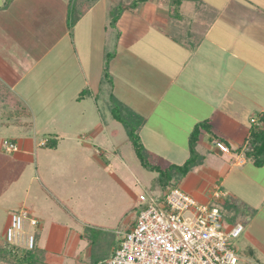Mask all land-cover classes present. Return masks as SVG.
Here are the masks:
<instances>
[{
	"label": "crops",
	"instance_id": "0c3cea01",
	"mask_svg": "<svg viewBox=\"0 0 264 264\" xmlns=\"http://www.w3.org/2000/svg\"><path fill=\"white\" fill-rule=\"evenodd\" d=\"M120 7L111 29V11ZM185 22L195 43L172 34ZM106 53H114L112 84L103 75ZM141 74L156 90L145 114L133 111L144 115L142 145L181 165L194 125L209 119L230 152L201 134L197 151L206 162L179 185L200 204L210 203L204 194L214 189L226 193L224 207L235 213L231 224L244 226L235 246L250 264H264V165L242 154L250 121L264 115V0H0V164L21 180L28 171L45 205L67 211L59 197L79 178L102 176V149H116L121 124L111 116L110 97L121 101L119 87ZM159 107L172 118L177 141L161 140L159 124L149 122ZM4 141L17 151H4ZM10 204L6 209L34 214L23 200ZM44 224L39 220L32 233L37 247L60 254L62 227L51 224L50 240ZM83 238L77 234L76 245Z\"/></svg>",
	"mask_w": 264,
	"mask_h": 264
},
{
	"label": "rangeland",
	"instance_id": "374dc122",
	"mask_svg": "<svg viewBox=\"0 0 264 264\" xmlns=\"http://www.w3.org/2000/svg\"><path fill=\"white\" fill-rule=\"evenodd\" d=\"M116 11L117 8L112 9L111 14L114 15ZM172 13L176 16L175 12ZM110 16L109 23L111 21ZM109 27L111 29L115 28V26L112 27L110 24ZM182 28L183 32H181ZM182 28L180 29V25L178 24L176 31L174 26L172 34H174L175 40L179 42L187 41L188 43L189 41L194 42L195 39H191L190 37L189 39L186 34L189 30V23H183ZM108 78L111 83V76L109 75ZM125 82V85H122L118 89L121 101H117V103H120L122 118L125 121L134 123L128 114L130 112L134 113L133 111L136 110H141L142 113L144 110L146 112L149 105L153 103L156 90L153 89L154 87H151L152 85L148 82V78L142 74L140 75V80H137L138 83L132 82V80H126ZM106 105L107 103L103 105V108L105 117L108 119L110 116ZM155 113L156 115H153L149 122L156 121V124H159V130L163 132V135H158L161 140L172 138L176 140V137L173 135L177 131L174 125H170L172 118L167 119L164 117L160 107ZM119 131L120 133L115 142L116 149L109 148L108 146L102 149L105 153L102 159L105 171L102 172V176L97 175V178H88L86 181L83 178H79L76 182H72L73 184H71L70 188L66 187L67 189L62 194L63 196L59 197L62 203L65 204V208H69V211L60 209L54 205H45L44 194L38 190L41 187L36 181H29L30 175L28 171L21 180L14 177L13 169L8 170V166L0 164V245L5 243V229L9 221L8 219L13 212L17 211L15 207L6 209L7 203L13 204L23 200L27 204L26 207L33 211V217H36L38 221L45 220L42 233L46 239H53V230L49 236L51 224H59L63 229L59 237V241L62 243L61 250H59L60 254L51 253L49 245L44 247L48 252L46 253L47 258H45L48 264H96L102 262L106 256H109L112 248L117 244L118 236L124 234L129 222L135 221L136 213L139 211V196L156 197L165 189V187L155 185L157 173L150 172L140 165L128 139L127 130L122 124ZM142 146L148 162L162 169L167 168L171 164L166 160L167 155H165L166 157L164 156L166 153H155L149 146L145 144ZM200 161L201 163L206 162L201 158ZM40 163L41 157H39L37 169L39 173H42L44 170ZM32 171L35 175V163L32 164ZM181 180L174 179L168 186L170 188L181 189L179 185ZM62 183L64 182L62 181ZM219 192L222 193V191ZM25 194L28 195V199H24ZM204 197L207 200L210 199L209 205L211 207H217L221 210L224 225H233L231 221L235 218V213L232 211L228 213L227 209H229V206L227 208L224 207L226 205L225 199L213 201L209 193L204 194ZM26 230L36 235L35 228L29 227L27 224L24 232ZM77 234H83L84 237L80 243H77L78 245L74 241V237ZM38 264H40V261ZM100 264H105V261Z\"/></svg>",
	"mask_w": 264,
	"mask_h": 264
},
{
	"label": "built area",
	"instance_id": "2783aa9c",
	"mask_svg": "<svg viewBox=\"0 0 264 264\" xmlns=\"http://www.w3.org/2000/svg\"><path fill=\"white\" fill-rule=\"evenodd\" d=\"M222 153L229 148L217 141ZM2 149L16 152L14 143L4 141ZM213 201L227 198L218 189L211 192ZM135 221L128 223L105 264H250L234 246L241 236V223L223 224L217 207L198 203L180 188L166 187L158 196L140 195ZM37 219L26 209L13 212L5 229V241L31 250L35 236L24 232Z\"/></svg>",
	"mask_w": 264,
	"mask_h": 264
},
{
	"label": "trees",
	"instance_id": "16d2710c",
	"mask_svg": "<svg viewBox=\"0 0 264 264\" xmlns=\"http://www.w3.org/2000/svg\"><path fill=\"white\" fill-rule=\"evenodd\" d=\"M180 2V0H175ZM179 5H176V10ZM123 7L117 8V11L114 15L110 16V26L114 27L117 22ZM114 56V53H106L105 63L103 67L104 79L109 82L108 78V67L110 59ZM3 100V99H2ZM2 102V101H0ZM4 102V101H3ZM110 113L114 120L122 124L127 130V136L131 145L134 149L135 155L140 162V165L147 169L150 172L157 173V178L155 180L156 186L168 187L174 179L181 180L184 178L190 170L201 164L200 158L203 157L197 151V145L199 141V136L204 134L208 142H214V144L219 141L224 143V139L218 137L212 129V125L209 119L202 120L196 123L191 130L188 137V158L181 165L170 164L167 168H161L157 165H154L145 158L144 149L141 144L140 138L137 135L139 128L143 125V119L136 115L135 113L130 112L128 115L132 118L134 123L125 121L121 116L120 103H117L113 97H110ZM5 103V109L10 108V102ZM3 104V103H2ZM3 108V106H2ZM11 109V108H10ZM124 109V108H123ZM126 110V109H124ZM1 119V118H0ZM251 125L248 130V135L246 139V147L243 149V157L247 160H250L255 166L264 165V115L258 114L257 118H252L250 121ZM137 131V132H136ZM225 144V143H224ZM226 145V144H225ZM49 148H53L52 145L47 144ZM227 146V145H226ZM240 149V148H239ZM238 150V149H237ZM235 150V151H237ZM116 235V234H115ZM11 246V247H10ZM107 257L103 259L102 262L96 263L100 264L107 260ZM47 258L46 251L39 249L36 245L33 249L28 250L17 246L15 244H9L5 241L3 245H0V264H48L45 261ZM50 264V263H49Z\"/></svg>",
	"mask_w": 264,
	"mask_h": 264
}]
</instances>
